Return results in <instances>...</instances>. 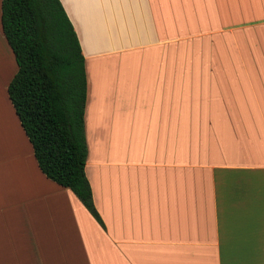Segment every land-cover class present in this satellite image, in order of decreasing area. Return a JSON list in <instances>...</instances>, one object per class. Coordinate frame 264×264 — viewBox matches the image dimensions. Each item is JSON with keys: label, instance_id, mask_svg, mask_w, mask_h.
I'll use <instances>...</instances> for the list:
<instances>
[{"label": "crops", "instance_id": "0c3cea01", "mask_svg": "<svg viewBox=\"0 0 264 264\" xmlns=\"http://www.w3.org/2000/svg\"><path fill=\"white\" fill-rule=\"evenodd\" d=\"M59 1L102 225L7 127L0 264H264V0Z\"/></svg>", "mask_w": 264, "mask_h": 264}, {"label": "trees", "instance_id": "16d2710c", "mask_svg": "<svg viewBox=\"0 0 264 264\" xmlns=\"http://www.w3.org/2000/svg\"><path fill=\"white\" fill-rule=\"evenodd\" d=\"M0 30L16 66L6 95L38 169L102 225L84 173L86 82L70 20L59 0H0Z\"/></svg>", "mask_w": 264, "mask_h": 264}, {"label": "rangeland", "instance_id": "374dc122", "mask_svg": "<svg viewBox=\"0 0 264 264\" xmlns=\"http://www.w3.org/2000/svg\"><path fill=\"white\" fill-rule=\"evenodd\" d=\"M3 43L4 42H2V48H3V45L4 47L7 46V45L5 46V44ZM1 49H0V53L2 52ZM8 51H9V48H8ZM6 67H7V64H6ZM4 82H5V79L1 77V81H0V142L4 141L7 143V141L10 140L11 138L9 135L10 132L8 131L7 127H20V126L18 124L17 117L14 115V113L12 112L10 108L11 105L7 99L6 92L3 87ZM3 105H5V108L6 107L7 108L5 109ZM7 109H8V112L6 111Z\"/></svg>", "mask_w": 264, "mask_h": 264}]
</instances>
